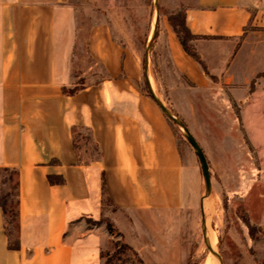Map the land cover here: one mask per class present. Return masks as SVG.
Here are the masks:
<instances>
[{"label":"crops","instance_id":"1","mask_svg":"<svg viewBox=\"0 0 264 264\" xmlns=\"http://www.w3.org/2000/svg\"><path fill=\"white\" fill-rule=\"evenodd\" d=\"M175 5L217 83L247 85L264 72V0L167 1ZM76 21L70 0H0V195L2 170L18 168L20 241L10 248L0 206V264H102L119 238L146 264L182 260L179 229L196 204L195 165L137 86L133 55L101 27L90 48L105 74L78 86L86 72L74 73ZM170 41L194 83L215 84L175 32ZM85 132L95 148L87 159Z\"/></svg>","mask_w":264,"mask_h":264},{"label":"rangeland","instance_id":"2","mask_svg":"<svg viewBox=\"0 0 264 264\" xmlns=\"http://www.w3.org/2000/svg\"><path fill=\"white\" fill-rule=\"evenodd\" d=\"M70 1L78 32L74 73L79 76L86 72L77 80L78 86L105 74L90 48L91 34L101 27L126 49L125 55H133L139 67L140 90L150 96L154 92L187 125L207 156L210 191L186 132L169 118L185 161L195 165L191 184L197 196L194 207L183 214L179 229V248L186 257L170 264L205 263L216 246L208 222L218 239L217 252L223 264H264V80H259L264 72L247 85L217 83L218 79L210 87H199L180 69L171 48L170 38L175 32L172 21L179 23L183 7H169V0ZM189 44L194 48L193 40ZM86 133L81 151L87 159L94 156L95 148ZM2 175L5 193H12L16 174L10 170ZM8 204L16 206L14 195ZM94 223L98 220L91 221ZM15 225L10 223L9 229L14 230ZM117 242L102 264H141L125 238Z\"/></svg>","mask_w":264,"mask_h":264},{"label":"trees","instance_id":"3","mask_svg":"<svg viewBox=\"0 0 264 264\" xmlns=\"http://www.w3.org/2000/svg\"><path fill=\"white\" fill-rule=\"evenodd\" d=\"M172 24H173L174 31H175L177 37L179 38L182 46L185 48V50L190 54L191 57H193L196 61H198L203 66L205 72L208 75H210L214 81H217L218 78L209 73L205 63L201 59V56L197 53L195 48H192V46L189 44V41L195 39L196 36L191 32V30L188 28V26L186 24L185 13L183 14L182 19L179 21V23H177L175 20H173ZM76 90H77V87L70 89V90L64 88V92L69 93V94L75 93ZM10 170L12 172H14L17 176L16 184L13 187L12 193H5L6 181L3 178L2 174H3V171H10ZM18 175H19V169L16 167H13V168L6 167L2 170V173H1L2 188H1V195H0V206L3 210V215H4L5 232L7 233V235L9 236V239H10L9 246H10V248H13V249H19L20 248V241H19V237H18V233H17L18 227H19V179H18ZM49 179L51 182H55V178L53 176H49ZM58 181L63 182V178L60 177ZM104 187H105V185H104ZM12 195H14L16 197V206L15 207H12L11 205L9 206V204H8L10 197ZM12 222H16V225L14 228V230L16 229V234H13L14 230L9 229V224ZM108 229L110 232L113 231L111 224H108ZM116 244L118 245V242H116ZM128 247L131 248V246H129V245H128ZM106 255H108V251L101 253L102 257H105ZM139 260H140L141 264H146L141 258H139Z\"/></svg>","mask_w":264,"mask_h":264},{"label":"water","instance_id":"4","mask_svg":"<svg viewBox=\"0 0 264 264\" xmlns=\"http://www.w3.org/2000/svg\"><path fill=\"white\" fill-rule=\"evenodd\" d=\"M153 39H154V37H153ZM151 95H152L153 99L161 107V109L164 111V113L167 115V117L170 118L174 123L180 125L184 129V131L186 132V138L189 141V143L192 145V147L195 149V152H196L198 159L200 161L202 174H203V177H204V180L206 183V189H207V191H210L212 182H211L209 162H208L207 156H206L202 146L200 145L198 140L193 136V134L191 133V131L189 130L187 125L183 121L178 119L176 116H174L168 110V108L160 101V99L155 95L154 92H151ZM217 255L220 259L221 264H223V262L221 260V256L219 255L218 252H217Z\"/></svg>","mask_w":264,"mask_h":264},{"label":"bare ground","instance_id":"5","mask_svg":"<svg viewBox=\"0 0 264 264\" xmlns=\"http://www.w3.org/2000/svg\"><path fill=\"white\" fill-rule=\"evenodd\" d=\"M150 79V78H149ZM151 84H154V82H152ZM154 86V85H153ZM152 88H154V87H152ZM212 201V200H211ZM210 202V201H209ZM206 203V205H208V206H210L207 202H205ZM205 206V205H204ZM206 208V207H205ZM209 208V207H208ZM210 217V216H209ZM209 220V219H208ZM206 226L208 227V230H209V233H210V235L212 236V238L214 239V241H215V248L213 247V249L211 250V253H210V255H209V257L207 258V260L205 261V263L204 264H221V262H220V259H219V257H218V255H217V241H218V239L216 238V236L214 235V233H213V228L209 225V222L206 224ZM206 235V234H205ZM205 240H206V236H205ZM206 243H207V241H206ZM207 246H208V244H207ZM216 257V258H215Z\"/></svg>","mask_w":264,"mask_h":264}]
</instances>
